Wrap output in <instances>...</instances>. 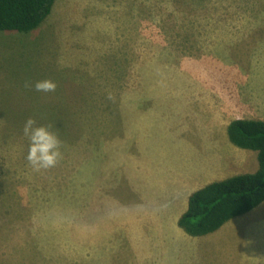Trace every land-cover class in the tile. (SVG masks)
I'll use <instances>...</instances> for the list:
<instances>
[{
    "label": "rangeland",
    "instance_id": "rangeland-1",
    "mask_svg": "<svg viewBox=\"0 0 264 264\" xmlns=\"http://www.w3.org/2000/svg\"><path fill=\"white\" fill-rule=\"evenodd\" d=\"M245 31L264 32V0H57L37 29L0 31V264H133L127 226L106 233L103 210L132 209L140 145L178 158L159 150L190 129L172 100ZM48 77L55 91L35 90ZM28 117L60 137L54 166L27 160Z\"/></svg>",
    "mask_w": 264,
    "mask_h": 264
},
{
    "label": "crops",
    "instance_id": "crops-1",
    "mask_svg": "<svg viewBox=\"0 0 264 264\" xmlns=\"http://www.w3.org/2000/svg\"><path fill=\"white\" fill-rule=\"evenodd\" d=\"M227 39L221 53L194 62L198 79L181 83L182 97L172 100L190 129L175 128L159 150L178 158L161 164L153 148L140 145L132 162V185L139 192L132 209L110 218L103 210L106 233L117 235L127 226L133 264H264V202L205 235L179 225L194 191L259 166L257 151L235 145L228 126L236 119L264 121V32L228 33Z\"/></svg>",
    "mask_w": 264,
    "mask_h": 264
},
{
    "label": "trees",
    "instance_id": "trees-1",
    "mask_svg": "<svg viewBox=\"0 0 264 264\" xmlns=\"http://www.w3.org/2000/svg\"><path fill=\"white\" fill-rule=\"evenodd\" d=\"M57 0H0V31L28 33L48 19ZM238 147L257 151L258 169L215 180L194 191L179 225L191 235H205L264 202V121L236 119L228 126Z\"/></svg>",
    "mask_w": 264,
    "mask_h": 264
},
{
    "label": "clouds",
    "instance_id": "clouds-1",
    "mask_svg": "<svg viewBox=\"0 0 264 264\" xmlns=\"http://www.w3.org/2000/svg\"><path fill=\"white\" fill-rule=\"evenodd\" d=\"M35 90L53 92L57 82L48 77L36 80ZM23 133L29 140L27 160L37 170L54 166L60 159L61 139L48 124L38 123L34 117H28L23 125Z\"/></svg>",
    "mask_w": 264,
    "mask_h": 264
}]
</instances>
